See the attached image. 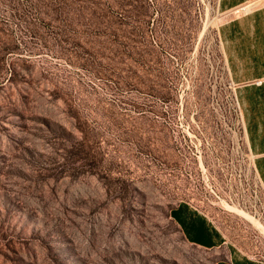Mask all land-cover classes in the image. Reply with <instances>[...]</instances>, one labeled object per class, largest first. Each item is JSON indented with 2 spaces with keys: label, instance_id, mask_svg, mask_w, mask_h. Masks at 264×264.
<instances>
[{
  "label": "rangeland",
  "instance_id": "374dc122",
  "mask_svg": "<svg viewBox=\"0 0 264 264\" xmlns=\"http://www.w3.org/2000/svg\"><path fill=\"white\" fill-rule=\"evenodd\" d=\"M256 2L0 0V264H264Z\"/></svg>",
  "mask_w": 264,
  "mask_h": 264
},
{
  "label": "crops",
  "instance_id": "0c3cea01",
  "mask_svg": "<svg viewBox=\"0 0 264 264\" xmlns=\"http://www.w3.org/2000/svg\"><path fill=\"white\" fill-rule=\"evenodd\" d=\"M256 3H257L256 8L254 9L253 13H251L250 17L247 18V24H248V27H250L249 30L251 31L250 32L251 35H249L250 37H248V39H246L245 41L248 40V43H256V48L254 46L252 48H254V52L258 50L257 52H255L257 55V58L255 57L256 55H252V50L250 49L251 46L249 50H247L248 55L246 56V58H247V64L260 65L262 67L261 72L263 73L262 77L264 78V0H257ZM240 29L241 27L239 23L231 24L228 30L222 32L223 36L225 37L224 41L227 43H235V42L238 43L237 41L242 43L243 41L242 31ZM232 59L230 60V64L233 66L234 61H237L238 57L234 55ZM247 96H248L247 105H248L249 111H252L253 109L255 110V108L258 109L259 106H261L259 110L261 111L262 116H264L263 114L264 113V91H262L261 93L259 102L256 99V96L249 91H247ZM263 164L264 162L258 163V167L260 170V174L262 175L264 179V165Z\"/></svg>",
  "mask_w": 264,
  "mask_h": 264
}]
</instances>
